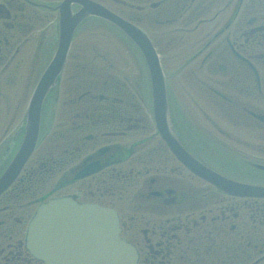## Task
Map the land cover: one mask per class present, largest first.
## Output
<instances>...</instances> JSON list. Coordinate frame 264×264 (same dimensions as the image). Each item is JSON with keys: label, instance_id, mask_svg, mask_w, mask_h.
Masks as SVG:
<instances>
[{"label": "flooded vegetation", "instance_id": "flooded-vegetation-1", "mask_svg": "<svg viewBox=\"0 0 264 264\" xmlns=\"http://www.w3.org/2000/svg\"><path fill=\"white\" fill-rule=\"evenodd\" d=\"M87 1L147 34L160 56L170 124L182 146L233 180L264 184V0H0V120L6 104L8 124L16 123L13 148L30 91L58 49L61 22L87 12ZM104 27L118 33L95 16L74 29L59 88L44 103L41 129L55 145L58 137L71 139L58 154L53 146L43 156L40 140L0 199V264H35L24 249L27 219L40 202L56 198L116 210L138 264H264V199L220 193L176 161L156 131L137 139L150 134L152 116L147 119V105L124 88L130 97H120L117 79L101 80L108 58ZM178 76L195 90L191 114L171 91L170 82L183 85ZM197 105L213 114L201 111V121L192 113ZM215 145L241 148L243 166L234 167L240 172H227L223 154L210 155L207 149L217 151ZM249 170L261 177H245ZM23 198L28 204H18Z\"/></svg>", "mask_w": 264, "mask_h": 264}, {"label": "water", "instance_id": "water-1", "mask_svg": "<svg viewBox=\"0 0 264 264\" xmlns=\"http://www.w3.org/2000/svg\"><path fill=\"white\" fill-rule=\"evenodd\" d=\"M125 29V28H124ZM143 50L155 74L156 112L160 125L167 131V106L160 69L148 50V41L137 30L125 29ZM49 72L34 94L27 133L22 147L11 166L0 179V194L16 178L19 170L32 153L37 140L39 109L43 95L50 86ZM163 131V130H162ZM164 131L165 133H168ZM169 134V133H168ZM183 162L200 177L210 181L225 193L239 196H262L264 187L232 182L191 159L181 150L174 149ZM118 219L113 211L72 201L57 200L42 205L31 221L27 248L46 264H137L135 250L119 236Z\"/></svg>", "mask_w": 264, "mask_h": 264}, {"label": "rangeland", "instance_id": "rangeland-1", "mask_svg": "<svg viewBox=\"0 0 264 264\" xmlns=\"http://www.w3.org/2000/svg\"><path fill=\"white\" fill-rule=\"evenodd\" d=\"M112 39H113V34L105 35L104 38H103V41H102L104 43V53H105L106 56H108V58L104 59L103 63H101V65L103 66V69H104L102 71L101 80L103 82L104 81L105 82L106 81L110 82V80L112 82H115V81H113V79L114 78L117 79V81H119L118 86L120 85L119 87L121 88L120 97H127V96L130 97V94H131V97L134 96L133 98H134L135 101L139 102L140 104L147 105V119H148L149 118V114H151V108H150L151 101L149 100L150 95L148 93V85H146V93L147 94L145 95V92H143L145 90L144 89L145 84L142 81V78H143L142 75L139 73V71L141 72L142 69L139 70L140 67H139V65L137 63H136V68H135L134 63H133V61L131 59V56L127 52L128 48L125 45H123L121 42L117 43L118 46H119V49L121 50V52L120 51L118 52V56L115 55V53L113 51L114 47L112 46L113 43H111ZM106 43H108V44H106ZM123 47H126L127 49L125 48V50H124ZM123 51H125L124 54H123ZM111 64L116 65V69L115 70H111V68H110ZM168 77L171 78V75H168ZM181 77H183V76H178L177 79H178L179 83L181 84V82H182L183 85H181V87L178 89L177 88L178 86H176L175 82L172 81V82H170V87L172 85V90L171 91L174 93V96L176 97L175 102L177 101L179 104H183V107L185 105L186 109L188 110V113L191 114V112L189 110L192 107L189 105L188 102H190V100L192 98L195 99L196 93H195V90H193L192 85H185L184 84V81L181 80ZM137 78H138V84L136 82H133V80L136 81ZM172 79H175V78H173V76H172ZM171 80L169 79V81H171ZM179 83H178V85H180ZM99 86H102V85H99ZM140 86L143 88V91H142ZM123 88L126 91H128L130 94L127 92L129 94L128 95ZM137 89L141 92L142 95H138ZM94 91H100V90L96 89ZM126 94H127V96H126ZM206 97H207V99H209L208 96H206ZM133 98L130 99L131 102H133V100H132ZM10 107H11L12 111H14V109L16 108V106L14 104L11 105ZM25 107H26V105H25ZM197 107H199V105L196 106V109H194L192 113H193L194 116L198 117L201 121H202V115L201 114L203 112L208 113V114H213L212 113L213 111L211 109H208L207 107H201V108H197ZM25 109L26 108H24V111H25ZM91 110L92 109H90V111ZM201 111H203V112H201ZM7 112L8 111L6 110V104H5L3 106V109H2V113H3L2 116H4V117H2L1 120H0V130L5 131V129H7L8 126H9V130H8V133H6V132L4 133L3 131L0 132V146L1 147L6 144L5 142L9 138L12 140L14 132H16V129H15L16 123H14L12 126H10L8 124L9 120H8ZM137 112L138 111H136V113ZM24 116H25V114H24ZM65 118H66V116L63 117L61 121H63ZM58 124H59V122H58ZM204 124H207V123L205 122ZM58 130H59L60 133H64L65 128L60 127ZM153 131H154V129L152 128L151 132H149L150 133L149 135H147L146 133L145 134L139 133V134H137V139L145 140V138H148L151 134H153ZM75 136H76V138H75ZM75 136H74V138L78 139V133H76ZM214 136L217 137L216 135H214ZM70 139H71L70 136H66V137H64V139L63 138L60 139L58 137V141L56 142V145H55V144L52 143V141L50 140L49 136L47 135V137L46 136L44 137V142L41 145V148L39 149V153H41L42 150H44V149H48L49 147L52 148L53 146H56V151H57L56 153L58 154L59 153V149L62 150L67 145V142ZM219 139H221V138H219ZM127 141H125V143ZM120 142H121V144L124 145V143H123L124 140H121ZM156 143H158V142L155 141V143L152 146H154ZM8 145H9V143H8ZM215 147L217 148V151L212 146L209 147V150L207 149V151L210 153V155L212 154V156H214V155L218 156L219 154H223L224 158L227 160V163L229 164L228 165L229 168L231 170L236 171V172H240L239 170H235L234 167H238L239 165L241 167L243 166L241 162H238L240 160V158H238V157H243L244 154H245L241 150V148H239L240 150H236L235 149L236 151L232 152V151H224L221 148L217 147L216 145H215ZM41 156H43L42 153H41ZM4 163H5V160H0V170H1V166ZM242 172H243V170H242ZM244 174H245L244 176L247 177V178H255V176H257V174L255 172H253V171H250L249 173L244 171ZM58 178H59V176H56L54 179H52V181H51L52 185L53 184H57V182H58L57 179ZM202 186H204V185H202ZM175 189L176 190H180L178 186H176ZM0 219H1V217H0Z\"/></svg>", "mask_w": 264, "mask_h": 264}]
</instances>
